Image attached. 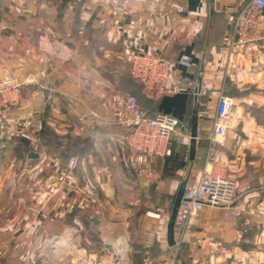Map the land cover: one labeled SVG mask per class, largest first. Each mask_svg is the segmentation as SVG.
Returning <instances> with one entry per match:
<instances>
[{
  "label": "crops",
  "instance_id": "0c3cea01",
  "mask_svg": "<svg viewBox=\"0 0 264 264\" xmlns=\"http://www.w3.org/2000/svg\"><path fill=\"white\" fill-rule=\"evenodd\" d=\"M246 1L0 0V73L23 81L22 104L0 116V264H113L120 251L123 264H171L177 193L204 166L203 133L212 123L215 96L174 94L145 102L146 110L176 117L186 136L182 142L174 135L169 139L176 143L174 152L176 145L185 146L180 165L154 158L157 180L141 187L120 147L124 129L109 123L110 92L129 90L114 55L123 50L163 55L176 61L181 78L218 87L222 46ZM38 27L72 47L74 57L42 53ZM83 79L91 81V91L80 85ZM227 91L238 103V117L207 167L241 174L250 189L235 201L237 216L204 207L193 218L202 237L231 246L229 254H220L204 242L198 264H264V70L244 88L231 84ZM91 108L101 113L100 121L87 115ZM202 108L207 115L196 117ZM28 117L43 121L30 142L18 137ZM194 123L201 129L197 143L187 139ZM68 133L78 145L70 164L59 148L36 147ZM30 151L38 158H28ZM48 238H58L57 244L49 247Z\"/></svg>",
  "mask_w": 264,
  "mask_h": 264
},
{
  "label": "built area",
  "instance_id": "2783aa9c",
  "mask_svg": "<svg viewBox=\"0 0 264 264\" xmlns=\"http://www.w3.org/2000/svg\"><path fill=\"white\" fill-rule=\"evenodd\" d=\"M37 30L38 48L42 53L63 60L74 57L75 51L72 47L58 39L48 38L40 27ZM98 49L108 51L104 46H99ZM222 50L225 57L222 82L218 87L181 78L176 71V61L163 55L127 50L114 55L118 60L119 69L134 78L148 98L159 100L163 96L174 94H190L195 98L215 96L212 123L203 133L208 141L204 166L198 171L196 178L182 188L171 219L174 232L172 241L168 244L171 264H177L183 243L187 246V256L191 264H198V250L204 242L211 244V251L214 253L229 254L231 251L228 243L215 239L212 235L202 237V234L193 228L192 220L204 207L221 208L237 216L239 211L235 201L250 189L249 183L241 174L231 177L208 169L207 164L212 152L218 145L223 144L228 130L238 117V103L226 93V82L242 89L248 79L264 70V0H248L238 9ZM81 83L88 90L93 88V84L87 79L81 80ZM21 92V82L16 77L10 73H0V116L5 110L20 104ZM108 99L113 113L109 123L124 129L119 143L125 153L127 166L133 173L135 182L141 187H148L157 180V172L152 164L154 158L165 156L172 135L180 142L186 135L178 130L176 117L159 110L152 115L148 114L135 95L129 91L114 90L110 92ZM198 104L202 106L206 103ZM207 112L202 108L196 111L195 116L201 118L206 116ZM87 115L93 121L102 119L101 113L93 108L87 111ZM41 128V119L30 118L18 133L21 137L31 140L34 133ZM200 136L201 129L196 124L194 134L189 131L187 139L197 143ZM112 263L123 264L124 253L116 252Z\"/></svg>",
  "mask_w": 264,
  "mask_h": 264
},
{
  "label": "trees",
  "instance_id": "16d2710c",
  "mask_svg": "<svg viewBox=\"0 0 264 264\" xmlns=\"http://www.w3.org/2000/svg\"><path fill=\"white\" fill-rule=\"evenodd\" d=\"M125 77V80H124V83H126L127 87H129V90H126V91H129L131 92L132 94L135 95V97L137 98L138 102L141 104V106L145 109L144 107V104L146 101H149L151 103H154L156 104L158 100H153L151 98H148L146 97L142 90H141V86L140 84L137 83V81L132 78L128 73L126 72H123L122 73ZM231 83L229 82H226L225 84V90H226V93L227 94H230L228 93L227 91V88L230 87ZM146 110V109H145ZM148 114L152 115L155 111H157V109H154L152 108L151 111L150 110H146ZM175 142L173 140H170L169 143L167 144V153L165 154V159H166V162H170L171 166L173 167H178L180 165V162L182 160V157H183V154H184V145L182 144H179V145H176L177 146V152H174L173 149L175 147ZM73 153V151L71 152V154ZM176 153V157L174 158L173 157V154ZM71 154L67 155L65 154L64 157H70ZM66 160V158H64ZM62 159V160H64ZM201 166V165H200ZM186 254H187V246L186 244H182L181 248H180V252H179V257L177 258L176 262L177 264H188V260L186 258Z\"/></svg>",
  "mask_w": 264,
  "mask_h": 264
},
{
  "label": "rangeland",
  "instance_id": "374dc122",
  "mask_svg": "<svg viewBox=\"0 0 264 264\" xmlns=\"http://www.w3.org/2000/svg\"><path fill=\"white\" fill-rule=\"evenodd\" d=\"M100 51V50H99ZM20 81V80H19ZM21 82V86H22V92H23V81H20ZM80 85H82V86H84L82 83H81V81H80ZM88 90V89H87ZM125 90V89H124ZM88 91H91V90H88ZM21 92V102H20V104L17 106V107H19L21 104H22V102H23V93ZM17 107H14V108H17ZM14 108H12V109H14ZM30 118H38V117H28L27 119H25L24 121H23V124H22V127L24 128V125L26 124V121L27 120H29ZM39 119H41V121H42V118H39ZM42 127H43V121H42ZM96 127H94V129H95ZM42 129L43 128H41L38 132H36V133H34V136H33V138L34 137H36L37 135V133H40L41 131H42ZM20 135H19V133H18V137H19ZM21 137V136H20ZM21 138H23V137H21ZM33 138L31 139V140H33ZM25 139V138H24ZM39 139V138H38ZM31 140H28L29 142L31 141ZM27 143V147H25V149H28L29 148V146L30 145H28V142H26ZM26 146V145H25ZM34 146V145H33ZM32 147V146H31ZM36 147H38V148H42V149H55V148H59L60 149V151H62L63 153H64V155L65 154H67V155H69V154H71V152L75 149V148H77L78 147V145H77V143H76V137H75V135L73 136L72 134H66V135H62V136H53L52 138H50V141H49V143H47V144H45V145H38V146H36ZM20 156V155H19ZM64 158H66V160H67V162L68 161H70L69 162V164L72 162L71 160V157H64ZM63 158V159H64ZM18 160H21L19 157H18ZM65 160V159H64ZM80 224H82V222L80 223ZM76 226H77V224H76ZM79 226V225H78ZM72 228V227H71ZM67 239V238H66ZM70 239V238H69ZM68 239V241L67 242H69V244H70V242H71V240H69ZM47 240L49 241V244H48V246L50 247L52 244H54L53 242H55L56 240L54 239V240H52V238H48V239H45V241L47 242ZM62 240V237H61V239H60V241ZM44 244V243H43ZM184 244V243H183ZM47 246V247H48ZM48 247V248H49ZM46 251V250H45ZM180 252V251H179ZM54 253V252H53ZM52 252H49V250H48V256L49 257H51L50 256V254H53ZM178 257H179V255H178Z\"/></svg>",
  "mask_w": 264,
  "mask_h": 264
},
{
  "label": "water",
  "instance_id": "95a60500",
  "mask_svg": "<svg viewBox=\"0 0 264 264\" xmlns=\"http://www.w3.org/2000/svg\"><path fill=\"white\" fill-rule=\"evenodd\" d=\"M194 114H196V111L194 112ZM195 123H194V125H193V127H192V130H191V133L192 134H194V129H195ZM28 158H30V159H36V158H38V156H39V154H38V152H36V151H30L29 153H28ZM181 193H182V189H180L179 191H178V193H177V199H176V206H177V203H178V200H179V198H180V196H181ZM176 208V207H175ZM94 223H97V220L96 219H91ZM170 229L172 230V224H171V227H170ZM171 241H172V239L169 241V243H171Z\"/></svg>",
  "mask_w": 264,
  "mask_h": 264
},
{
  "label": "bare ground",
  "instance_id": "6f19581e",
  "mask_svg": "<svg viewBox=\"0 0 264 264\" xmlns=\"http://www.w3.org/2000/svg\"><path fill=\"white\" fill-rule=\"evenodd\" d=\"M60 240V239H59ZM56 241H58V238L56 239ZM55 241V244H57V242ZM116 248V247H115Z\"/></svg>",
  "mask_w": 264,
  "mask_h": 264
}]
</instances>
